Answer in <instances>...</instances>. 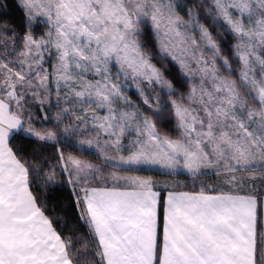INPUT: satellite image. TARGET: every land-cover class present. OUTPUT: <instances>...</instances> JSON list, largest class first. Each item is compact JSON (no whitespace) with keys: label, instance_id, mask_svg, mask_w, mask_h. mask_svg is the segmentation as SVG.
I'll return each instance as SVG.
<instances>
[{"label":"snow or ice","instance_id":"6c2138e0","mask_svg":"<svg viewBox=\"0 0 264 264\" xmlns=\"http://www.w3.org/2000/svg\"><path fill=\"white\" fill-rule=\"evenodd\" d=\"M13 2L18 23L0 0V264H264V0H211V25L204 0L187 19L177 0ZM129 81L140 102L125 95ZM173 119L176 139L158 130ZM24 140L37 145L28 156L14 144ZM65 148L95 151L96 162ZM152 168L215 170L235 187L169 191L161 244L163 189L117 174ZM65 178L92 237L75 252L33 190Z\"/></svg>","mask_w":264,"mask_h":264},{"label":"trees","instance_id":"16d2710c","mask_svg":"<svg viewBox=\"0 0 264 264\" xmlns=\"http://www.w3.org/2000/svg\"><path fill=\"white\" fill-rule=\"evenodd\" d=\"M7 2L11 5L10 7V16L16 19V22H19L20 12L16 8L13 0H7ZM204 14V13H203ZM201 16V13H199ZM203 18L207 19V23L210 25V21L212 22L211 18ZM204 19V22H205ZM216 29V28H214ZM40 31L39 29H36ZM222 39V36H221ZM233 44V40L229 38V40L224 44L225 49H228ZM230 55V53H228ZM179 68L178 66L175 69V74H178ZM15 146L17 148H23V152L21 153L24 156H28L31 154L36 148L37 145L32 144L28 140L24 141H15ZM49 152L54 151L51 148H48ZM147 173L153 174L154 178L156 179H165V180H174L180 183V186L174 187L172 189L177 190H186V191H193V192H200L201 189H206V192H230L232 190H225L219 186H215V190L213 188H208L209 184L215 183V179L219 177L214 175H205L197 177L188 176L185 173H181L179 175L174 174L171 176H167L165 174H161L157 171H148ZM162 195H161V204H160V216H161V209H162V200L164 191L166 188H162ZM170 189V188H169ZM33 190L37 192L39 196V200L41 202V206L45 211V214L54 221V228L61 234L62 238L67 240L71 239L75 247L73 248V252L77 249H81L83 247V242L85 239L91 241L92 237L88 233L87 226L84 224L83 221L80 219V208L77 206L76 197L73 194L70 187L63 181L58 179L55 182V188L52 185L45 187L41 184L39 190H36L35 186H33ZM258 192L264 191V186L258 185L256 187ZM249 189L244 190V192H248ZM243 194V193H241ZM82 206V205H81ZM258 230L261 231V212H260V205H258ZM95 244H92L91 247L94 249ZM90 259V257H89ZM82 264H83V257H81Z\"/></svg>","mask_w":264,"mask_h":264},{"label":"rangeland","instance_id":"374dc122","mask_svg":"<svg viewBox=\"0 0 264 264\" xmlns=\"http://www.w3.org/2000/svg\"><path fill=\"white\" fill-rule=\"evenodd\" d=\"M178 3H181V4H184L186 5V7L183 9V11H181V15L182 16H185V19H187V16H186V12H187V8L188 7H191L192 5V2L193 0H177ZM211 4V0H204V4L202 5V9L200 11L201 13V16H200V20H201V23H204V19L203 18L205 16V13L207 11V8L208 6ZM204 13V14H203ZM208 18H211V17H208ZM212 24V22L210 21V25ZM39 29L40 31H37V35L39 36L40 32L42 31V28H37ZM212 32H213V35L216 36L218 35V29H210ZM190 31V34H192V31L193 30H189ZM195 38L197 40H199V33L198 32H195ZM235 41H233L234 43ZM231 55V53H230ZM54 59L52 58H49L48 60V67H51V65L54 63ZM233 68L235 69V72L233 74V77L235 78L236 75L238 74V71H239V62L236 61V60H233ZM115 68H113V72H115ZM222 74L223 75H227V71L226 70H222ZM197 79V82H198V77L196 78ZM189 85L186 84L185 85V89H184V93L185 95L187 94V89H188ZM125 95L129 96V98L133 101V102H140V97L138 96V93L136 91V88L134 86V84L129 81L128 85L126 86V89H125ZM154 95V93H153ZM179 96V93L177 94ZM55 98L53 97V102H54ZM39 106L37 105V108ZM86 107V106H85ZM141 112H142V115H145V116H151V112L150 110H148L146 108V106H144L143 108H141ZM52 114L54 115L55 114V109L52 110ZM42 115V114H41ZM176 123L177 121L175 119L171 120L170 123H168L165 127H159V124H158V130L161 132V135H169L171 138L173 139H176L179 137L180 135V130L177 129L176 127ZM48 127H51V125H48ZM134 135V134H133ZM131 139V137H125L124 139V143L127 145V142L128 140ZM77 148L79 149V145H77ZM64 151L66 153H72L74 155H78L80 156L81 158L85 159V160H89V161H92L93 163L96 162V155L98 154L97 152L95 151H92V150H89V151H76V152H73V149L72 148H65ZM126 154V153H124ZM157 171V172H161L162 169H159V168H152V169H146V170H140V171H132V170H125V171H117V174L118 175H124V176H137V175H140V176H151L153 177V179L155 180V182L157 183V185H159L161 188H166V189H169V188H174V187H178L180 186V183L174 181V180H165V179H156L154 178V175L153 174H150V173H147L148 171ZM114 169L109 167L105 170L104 173H102V177L103 179L107 180L109 178V173L113 172ZM215 170H210L209 174L207 175H212L211 172H213ZM238 175H241V174H238ZM243 175H249V174H243ZM201 176H205V175H201ZM66 184H67V181H66V178L63 180ZM260 185V182L259 181H256L255 182V188ZM93 186H105L103 184V182L101 180H97L95 182H93ZM212 186H219L225 190H234V187L235 186H229L227 184L224 183V177L223 176H220L218 179H215V183H211L209 184V187L208 188H213ZM71 189V188H70ZM249 189V186L246 184L245 185V188L244 190H247ZM72 190V189H71ZM77 192H80V189L77 188L76 189ZM83 195V193L81 192V196Z\"/></svg>","mask_w":264,"mask_h":264},{"label":"crops","instance_id":"0c3cea01","mask_svg":"<svg viewBox=\"0 0 264 264\" xmlns=\"http://www.w3.org/2000/svg\"><path fill=\"white\" fill-rule=\"evenodd\" d=\"M165 171L166 170L162 169L160 173L164 174ZM181 173H185V172H183V170H181ZM185 174H187V173H185ZM188 176H191V175H188ZM191 177H194V176H191ZM99 187H104V186H99ZM169 191L182 192V191H186V190H177V189L170 188V189H167L166 191H164L163 200H162L161 216H160V206L158 207V239H159L161 244H162V238H163V202L167 199ZM186 192H193V191H186ZM196 193H198V192H196ZM220 193L221 192H206V194H211V195H217ZM257 212H258V208H257ZM260 212H261V231H264V203H262L260 205Z\"/></svg>","mask_w":264,"mask_h":264}]
</instances>
